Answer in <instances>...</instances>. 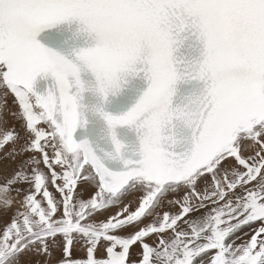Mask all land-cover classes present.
Masks as SVG:
<instances>
[{
  "label": "snow or ice",
  "instance_id": "snow-or-ice-1",
  "mask_svg": "<svg viewBox=\"0 0 264 264\" xmlns=\"http://www.w3.org/2000/svg\"><path fill=\"white\" fill-rule=\"evenodd\" d=\"M0 264H264V0H0Z\"/></svg>",
  "mask_w": 264,
  "mask_h": 264
}]
</instances>
